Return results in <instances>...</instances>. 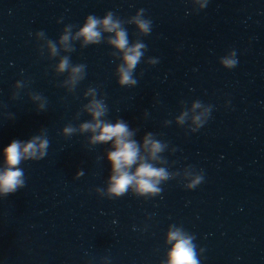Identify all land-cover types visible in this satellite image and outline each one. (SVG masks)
Listing matches in <instances>:
<instances>
[{"label": "water", "instance_id": "water-1", "mask_svg": "<svg viewBox=\"0 0 264 264\" xmlns=\"http://www.w3.org/2000/svg\"><path fill=\"white\" fill-rule=\"evenodd\" d=\"M204 3L0 0V170L12 140L46 133L49 141L44 158L20 165L25 186L0 197V264H169L176 230L192 237L199 264H264V0ZM140 9L152 22L147 36L129 23ZM109 11L130 46L146 45L134 86L118 84L123 53L107 43L114 33L95 45L76 38L88 15ZM69 24L72 52L60 43ZM233 50L237 65L225 69L220 60ZM63 56L70 64L61 73ZM77 64L86 74L73 83ZM95 100L108 109L101 120L122 119L140 156L168 170L161 193L141 195L135 185L121 197L108 193L114 141L92 144L94 133L79 130L94 123L87 109ZM210 105L207 122L191 132ZM149 133L163 145L157 159L144 145ZM201 171L203 182L186 189Z\"/></svg>", "mask_w": 264, "mask_h": 264}, {"label": "clouds", "instance_id": "clouds-1", "mask_svg": "<svg viewBox=\"0 0 264 264\" xmlns=\"http://www.w3.org/2000/svg\"><path fill=\"white\" fill-rule=\"evenodd\" d=\"M207 4L201 5L204 8ZM114 14L109 11L104 15L103 19L96 17L95 15H88L85 18L83 27L76 34V38L83 37L84 45L99 44L104 39V32L114 33L109 36L107 43L113 46L115 49L120 50L123 55L119 57L120 62L116 67V73L119 74L118 84L120 86H134L137 84V80L134 78V71L137 65L140 63L144 52L146 51V45L140 40H136L133 44L129 43L128 33L123 26V21L120 19H114ZM130 24H134L138 33L143 36H147L151 32V20L144 18V9L138 10L136 16H133L129 21ZM74 25H67L65 34L60 37V43L65 45V51L72 52L75 49L71 47L68 42L70 40V32ZM103 29V31H101ZM41 35H44L43 31H40ZM48 46L51 48L53 56H58L60 50L57 47L56 42L48 39ZM115 56V53H113ZM236 52L233 50L230 52L228 58L220 60V64L225 69H233L237 65ZM149 64L158 63L155 58H150ZM70 64L69 57L63 56L60 59L57 66L58 72H65L68 70ZM86 65L77 64L72 67V81L73 83L85 78ZM95 88L89 87L88 92H95ZM39 99L40 97H35ZM202 102L197 100L194 104V108H200ZM41 108L44 105L40 106ZM107 106L105 103L99 100H95L88 107L87 111L91 115L92 122H85L80 124L79 130L81 132H92L94 135L91 138L92 144H101L108 141H114V151L108 152V160L111 161V172L113 173L109 178L108 193L116 197L123 196L127 192L129 186L135 185L137 193L143 195L145 193L157 194L161 193L162 189L159 186L161 180H167L170 178V174L166 168L155 167L152 163L148 162V158L140 156V147L137 141L130 137L133 133L129 130V126L122 119H118L115 124L101 120L107 112ZM212 111V105L205 109L203 116L196 115L193 118L195 127H190L191 132L198 131L209 118ZM187 112L181 114L178 118L180 124H184ZM63 132L66 136L71 137L76 128L71 123L64 127ZM39 142V143H38ZM145 147L150 145L149 154L151 159H157L156 153L163 150V145L159 140L152 139V134L149 133L144 138ZM49 141L46 133L43 137L37 135L33 136L27 143L20 140H12L3 149V169L0 170V197H7L10 194L17 192L19 189L25 186V173L20 167L24 161H38L44 158L47 154ZM140 161L139 166L135 172H131V167ZM202 172V171H201ZM203 172L201 175L196 176L188 183L185 188L188 190L195 189L203 182ZM97 191H103V189H97ZM169 242L175 241L171 252L169 253V264H199L196 257L195 246L192 243V237L185 236L181 231H171L168 235Z\"/></svg>", "mask_w": 264, "mask_h": 264}]
</instances>
